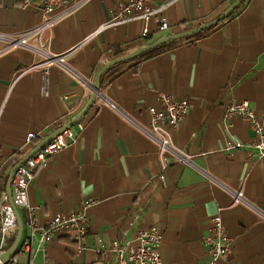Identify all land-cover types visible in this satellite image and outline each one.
<instances>
[{"label":"crops","instance_id":"1","mask_svg":"<svg viewBox=\"0 0 264 264\" xmlns=\"http://www.w3.org/2000/svg\"><path fill=\"white\" fill-rule=\"evenodd\" d=\"M117 1L83 0L43 34L52 54L75 48L66 58L71 70L53 66L45 80L40 71L18 77L35 58L28 49H10L0 39V170L6 180L41 140L83 111L91 97L89 84L117 58L115 53L145 45L139 21L100 29ZM166 2L163 14L169 29L158 33L151 20L149 42L209 22L233 0H151L152 5ZM21 4L0 0V34L19 35L42 22L36 9H22ZM100 92L142 126L150 122L147 108L159 107L158 94L186 99L189 110L173 143L191 156L194 167L170 162L165 155L169 165L162 168L154 144L136 125L95 102L79 121L84 129L76 142L50 158L27 190L28 205L41 225L86 199L97 200L88 210L85 247L78 250L67 234L44 246L38 234L30 233L28 210L20 208L16 264L90 263L96 245L124 244L150 226L162 235V264H208L202 238L217 213L232 239L234 263L264 264V219L233 203L223 188L241 191L264 213V155L252 147L247 123L225 115L230 102L246 100L264 116V0H243L200 38L179 39L152 56L113 65L100 80ZM29 133L37 139L28 141ZM17 236L6 240L4 252ZM25 241L29 251L23 249Z\"/></svg>","mask_w":264,"mask_h":264},{"label":"built area","instance_id":"2","mask_svg":"<svg viewBox=\"0 0 264 264\" xmlns=\"http://www.w3.org/2000/svg\"><path fill=\"white\" fill-rule=\"evenodd\" d=\"M83 0H22V9H36L42 17V22L36 27L29 29L19 35H2L6 46L10 49L25 48L32 52L35 60L28 67L23 69L18 77L23 73L40 71L45 80L49 75V70L53 66L70 71L66 63V58L74 50H68L62 54H52L47 51L46 44L42 41L43 34L51 30L61 17L74 11ZM169 2L152 5L151 0H119L110 10V17L107 22L100 26V29L112 28L118 25L127 24L132 21H139L142 29L139 38L142 41L149 39L148 24L151 20L156 22V31L165 33L169 26L164 17V9ZM36 41V44H32ZM90 95H92L91 84ZM95 102L106 106L116 112L125 121L136 125L129 115L118 109L109 100L97 93ZM159 107H148L147 112L150 122L146 126L136 125L139 132L156 148L161 160L162 168H166L169 162L165 160V155L171 159L170 162L178 163L182 166L193 168L191 156L184 153L173 143V134L179 125L184 121L189 110V103L186 99L176 98L168 94H158ZM225 115H237L242 118L252 134V147L259 156L264 155V116H258L246 100H234L225 108ZM84 126L77 122L65 129L34 155L19 165L11 180L12 204L16 209L26 208L28 210V222L31 235L38 234L40 242L44 246L51 243L57 235L67 234L76 244V248L83 249L84 239L87 236L89 227L88 210L98 204L95 199H86L81 205L71 212H59L52 216L44 225L38 223L35 209L28 205L27 190L34 178L35 173L46 165L48 160L58 152L76 142ZM35 133L27 134V140L37 139ZM240 147V144H236ZM164 181V176H159ZM6 183V178L0 170V256L4 252L6 240L17 234V222L14 212L8 203V198L2 186ZM231 196L232 202L241 204L256 212L264 219V213L251 202L247 201L241 191H233L223 187ZM162 235L156 226H150L140 230L135 238L124 244L111 241L108 245H96L94 252L95 260L86 264H162L160 256V246ZM202 242L209 255L208 264H215L224 261L227 264H235L232 260V239L228 236L222 217L217 213L213 215L208 223L207 234L202 238ZM25 251L30 250V243H23ZM17 260L12 257L6 263L16 264ZM43 264H49L44 262ZM67 264H78L69 262Z\"/></svg>","mask_w":264,"mask_h":264},{"label":"water","instance_id":"3","mask_svg":"<svg viewBox=\"0 0 264 264\" xmlns=\"http://www.w3.org/2000/svg\"><path fill=\"white\" fill-rule=\"evenodd\" d=\"M243 0H233V2H231V4H229L217 17H215L214 19H212L209 22L203 23L197 27L191 28V29H187V30H183L180 32H176V33H172V34H167L162 36L161 38L152 41L144 46H141L133 51H131L130 53L125 54L124 56L121 57H117L114 58L110 61H108L97 73L95 80L93 82V84H91V90H92V95L87 103V105L85 106V108L83 109V111L74 119L70 120L69 122H67L65 125H63L62 127L58 128L56 131H54L52 134H50L49 136H47L46 138H44L43 140H41L36 146L35 148L32 150V152L25 157L21 162L17 163L13 169L11 170V172L9 173L7 180H6V186H5V192L8 198V203L11 206L15 218H16V222H17V233L18 236L15 240V243L13 244L12 248H10L8 251L3 252L0 256V263H6L7 261H9L14 254V249L16 247V243L20 237V233H21V228H22V222L21 219L19 217V214L17 212V209L13 206L12 204V198H11V180H12V176L14 174V171L16 170V168L21 165L22 163H24L25 160H27L28 158H30L32 155H34L37 151H39L42 147H44L50 140H52L54 137H56L58 134H60L61 132H63L65 129H67L68 127L72 126L73 124L79 122L84 115L86 114L87 110L90 108V106H92L95 103V98L97 93H99L100 91V80L102 78V76L105 74V72L112 67L115 64H119V63H123V62H128L130 60H133L134 58L139 57L142 54H145L159 46H161L162 44L172 41V40H179V39H184V38H188L191 36H194L196 34H199L201 32H204L210 28H212L213 26L217 25L219 22H221L224 18H226L233 10H235L241 3Z\"/></svg>","mask_w":264,"mask_h":264},{"label":"trees","instance_id":"4","mask_svg":"<svg viewBox=\"0 0 264 264\" xmlns=\"http://www.w3.org/2000/svg\"><path fill=\"white\" fill-rule=\"evenodd\" d=\"M73 1H75V0H73ZM187 29H191V28H187V27H184V28H183V30H187ZM210 29H211V28H210ZM210 29L206 30L205 32H202V33H199V34H196V35H194V36H191V37H188V38H184V39L191 40V39H195V38H200V37L203 36V34H205V33H206L207 31H209ZM183 30H182V31H183ZM170 34H171V33H170ZM161 37H162V36H159L158 38L154 39L153 41H155V40H157V39H159V38H161ZM151 42H152V41H151ZM148 43H150V42H149V39L145 42V45L148 44ZM175 43H176V40H172V41L166 42V43L162 44L161 46H159V47H157V48H155V49H153V50H151V51H149V52H147V53H145V54L140 55L139 58H137V59H142V58H145V57H148V56H152L153 54H155V53H157V52H161V51H163L164 49L171 48V46L175 45ZM125 54H126V53L117 52V53H115V56H116V57H121V56H124ZM137 59H136V60H137ZM136 60H132V61H136ZM35 142H37V141H35Z\"/></svg>","mask_w":264,"mask_h":264}]
</instances>
